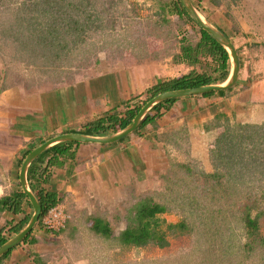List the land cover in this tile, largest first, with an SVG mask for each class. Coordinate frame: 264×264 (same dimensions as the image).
<instances>
[{"label":"crops","instance_id":"1","mask_svg":"<svg viewBox=\"0 0 264 264\" xmlns=\"http://www.w3.org/2000/svg\"><path fill=\"white\" fill-rule=\"evenodd\" d=\"M202 2L206 9L201 12L206 17L209 15L207 19L229 37L235 47L239 61L235 83L228 89H222L226 90L223 95L182 97L176 101L175 108L162 111L163 114L154 122L141 130L138 126L118 140L79 142L74 148L75 157L62 158V166L51 168L49 182L38 184L57 191L62 197L61 204L72 215L67 227L58 234H52L37 223L22 242L10 249L7 257H3L6 253L0 256V264H91L89 259L86 260L81 244L87 236L88 241L105 237L94 231V222L88 221L87 209L90 206L86 199L89 190L98 188L101 194L99 188L121 173L127 162L137 167L142 159L146 163L143 168L149 169L147 157L150 154L164 158L167 152L180 154V150L189 160L205 163L207 168L209 147L219 131L215 124L218 116H225L231 123L264 121V0H220L217 5L211 0ZM167 62L168 59L164 64L150 60L139 68L127 69L125 62L119 61L108 72L79 76L74 81L76 83L61 82L40 90L26 87L2 89L0 198L24 191L21 182L23 162L40 145L58 136L84 134L87 124L107 113L124 116L120 113L134 106L132 99L158 80L177 77L189 70L182 63H178L180 68L173 64L168 68ZM231 72L230 57L229 75ZM152 109L147 114L151 112L154 115ZM123 129L95 136L111 137ZM140 142L143 143L141 147ZM41 154L29 165L27 178L32 163ZM38 164L34 169H38ZM23 209L22 213L8 209L0 211V231L3 230L2 235L9 236L8 240L28 224L29 221L20 231L14 232L25 216L32 213V217L34 213L28 201H24ZM85 229L94 234H85ZM78 238L81 239L80 245L76 243Z\"/></svg>","mask_w":264,"mask_h":264},{"label":"trees","instance_id":"2","mask_svg":"<svg viewBox=\"0 0 264 264\" xmlns=\"http://www.w3.org/2000/svg\"><path fill=\"white\" fill-rule=\"evenodd\" d=\"M192 1L201 11L206 9L204 7L206 4L203 5L202 0ZM219 1L211 0L216 5ZM85 2L87 3V0H80L78 3H74L72 0H34L33 6L27 12L30 7L29 0H23L19 3L20 6L15 8V22L5 24V21H1L0 32L10 39L13 37L14 41L23 49L36 51L35 47L39 46L42 49L43 47L47 49L48 54L56 51L51 55L55 59L52 64H64L63 59L67 52L82 44L86 38L85 33L93 27L94 20L90 18V13L86 12V7H79L80 4L83 6ZM69 6L74 8L66 10L65 7ZM157 13L165 21L168 20L167 15H177L185 23H190L198 29L200 38L197 42L194 44L184 35L180 39V42L183 43L181 51L174 56L176 63H182L191 68L180 76L158 80L143 94L132 99L134 106H129L125 112L120 113L124 116L107 113L91 121L87 124L84 134L105 135L125 128L147 101L162 92L221 83L228 78L229 52L191 17L180 0L161 2ZM207 17L209 18V15ZM95 20L99 22L100 18L97 17ZM97 26L99 27L101 24H97ZM16 27L17 29L14 30ZM22 34L23 38L21 39ZM33 36L35 38L31 40ZM29 37L31 44L26 41ZM225 92L226 90H218L195 96L211 97L223 95ZM144 95L146 98L143 97ZM138 97L143 99L140 100ZM136 98L138 100H135ZM179 99L170 98L155 105L152 109L155 114L152 115L149 112L138 129L141 130L147 124L154 122L157 116L169 111ZM222 117L218 116L215 119L217 127L222 129L209 149L214 171L199 173L204 177L205 183H208L211 191V195L206 198L209 202L207 205H203V209L205 208L206 213L211 215V221L216 218L212 232V226L206 222V229H210L209 233L213 235V238L212 236L204 237V242L207 244L199 251L203 254L201 261L204 264H218L219 261H223V264H231L233 260H236L237 264H243V261L246 262L250 256L255 255L253 256L255 260L250 257L252 261L248 264H264V234L261 232L260 224V219L264 218V123H231L229 119L226 117V119H222ZM79 144V142L71 141L57 144L44 151L29 169V185L42 206V214L38 222L40 226L46 212L51 207L61 204L62 197L57 191L48 190L38 184L43 185L49 182L51 168L62 166L64 164L62 158H74L76 153L74 148ZM36 164H38V169L36 167L34 169ZM181 166L192 172V167L186 164ZM234 195H242L246 201L241 209L237 207ZM28 199L29 196L24 191L3 196L0 198V211L8 209L13 213H22L24 212V201H28L29 207L33 209V205ZM168 210L166 205L153 201L151 198L139 202L137 207L134 206L131 209L130 215L128 214L130 218L134 216L131 222L116 237L119 244L126 247H143L149 251L165 250L171 244V236L178 237L185 234L191 236L195 224L189 222L187 218L177 222H169L161 218V214ZM65 211L69 213L66 209ZM31 214L25 216L20 226L15 227L14 232L20 231L25 226L30 220ZM93 227L96 233L108 239L113 238V230L105 218L95 217ZM63 230L65 229L61 231ZM2 231H0V246L9 239V236L2 235ZM238 233L244 235L245 243L235 244V237ZM234 247L238 248L236 252ZM240 249H242L241 253H239ZM257 250H259L258 253ZM10 252L11 250L6 252L3 257H7ZM246 253L248 255L245 256ZM239 255L248 259L241 261V258L237 257Z\"/></svg>","mask_w":264,"mask_h":264},{"label":"rangeland","instance_id":"3","mask_svg":"<svg viewBox=\"0 0 264 264\" xmlns=\"http://www.w3.org/2000/svg\"><path fill=\"white\" fill-rule=\"evenodd\" d=\"M22 1L0 0V22L14 23L15 8L20 6L19 3ZM33 1L29 0L30 7L27 12L33 6ZM72 1L80 2V0ZM164 1L168 0H87V3H84L85 6L80 4L79 7H86V12L90 13L94 24L85 33L84 42L76 49L69 50L63 59L65 63L61 65L52 64L55 59L51 55L56 51L48 54L47 49L44 47L42 49L39 46L35 47L36 51L23 49L12 36L10 39L0 32V91L4 88L18 87L40 90L61 82L76 83L74 81L79 76L82 78L104 71L108 72V69L114 67L119 61L125 62L124 65L127 69H134L150 60L164 64L168 59V68L172 64L177 65V67L174 66L175 68H180L174 60V56L181 51L183 45L180 39L186 35L195 44L200 34L192 24L185 23L177 15H167L168 20H162L157 11L160 8V3ZM73 8L72 6L65 7L66 10ZM30 13H32L31 10ZM61 14L64 13L61 12ZM97 17L100 18V23L95 20ZM97 24H101V26L98 27ZM16 29L17 27L14 30ZM33 38L35 36L31 40ZM24 39H26L25 36ZM31 40L29 37L26 41L31 44ZM185 68L190 69L191 67L185 65ZM143 97L146 98V95ZM142 99L140 98V100ZM260 123H264V121ZM221 129L219 128L218 134ZM139 145L141 147L143 143L140 142ZM178 153L180 154L175 151L167 152L164 158L150 154L147 157L150 164L149 169L143 168L146 163L142 159L137 163V167L133 166L134 163L127 162L125 169L121 168V173L114 175L112 180L105 181L99 188L101 194L98 193V188L89 190L86 199L90 206L87 209L88 221L93 223L97 216L105 218L110 223L114 235L109 239L96 237L92 241H88L87 236V240L83 244L78 238L76 243L82 245L86 260L89 259L91 264L200 263L203 254L199 251L207 244L204 242V237L212 236L213 238V235L209 233L210 229H206L207 223L212 226V232L216 218L211 221V215L206 213L205 208L203 209V205L205 206L209 202L206 198L211 195V191L210 186L208 187V183H205L204 177L199 173L212 172L214 168L210 160V150L208 152L210 162L207 166L208 169L205 163L189 160L180 150ZM182 164L192 167V172L182 167ZM148 198L168 207L169 210L161 214V218L169 222L187 218L189 222H193L195 228L192 235L171 236V244L165 250L149 251L143 247H126L119 244L116 237L134 217H129L131 209ZM233 198L237 207L241 209L246 202L242 195H234ZM212 222L214 223L212 224ZM260 224L261 232L264 234V218L260 219ZM87 229L83 232L87 233ZM88 233L92 234L93 232L89 231ZM234 242L235 244L245 243L244 235L238 233ZM237 250L238 248L234 247V251ZM246 255L248 254L246 253ZM245 256L237 257L242 261L248 259ZM253 256L250 257L255 260ZM250 257L246 262L243 261V264L251 262ZM223 263V261L218 262V264ZM201 264H204L203 261ZM231 264H237V261L233 260Z\"/></svg>","mask_w":264,"mask_h":264},{"label":"water","instance_id":"4","mask_svg":"<svg viewBox=\"0 0 264 264\" xmlns=\"http://www.w3.org/2000/svg\"><path fill=\"white\" fill-rule=\"evenodd\" d=\"M188 13L191 17L198 23L200 26L203 27L208 33H210L219 43H221L229 52V55L232 59V72L229 75L228 79L224 81L222 84H207L200 87L195 88H185V89H178V90H170L165 91L157 96L151 98L147 101L143 107L139 110L136 116L133 118L132 122L124 128L119 133L111 136V137H100L95 135H87V134H69L58 136L52 138L45 142L44 144L40 145L34 151H32L24 160L22 168H21V182L23 185L24 192L29 196L30 202L33 205L34 213L29 220L28 224L13 238L6 241L2 246H0V256L6 252H8L13 246L22 242L26 236L32 231L34 226L39 222L40 216L42 214V206L37 199L36 195L32 191L30 185L28 184L27 178V170L31 162L42 152L46 149L50 148L51 146L58 144L63 141H78V142H109L115 141L119 138L130 134L133 132L141 123L144 116L147 112L153 108L158 103L170 99V98H181L186 96L192 95H199L206 92L211 91H218L222 89L230 88L238 77L239 72V61L237 58V54L235 51V47L229 37H227L223 32H221L217 27H215L207 17L201 12V10L193 3L192 0H180ZM231 78V79H230ZM230 80V81H229ZM229 81V82H228Z\"/></svg>","mask_w":264,"mask_h":264},{"label":"built area","instance_id":"5","mask_svg":"<svg viewBox=\"0 0 264 264\" xmlns=\"http://www.w3.org/2000/svg\"><path fill=\"white\" fill-rule=\"evenodd\" d=\"M70 214L65 211L61 204L51 207L43 217L41 228L56 233L64 229L70 219Z\"/></svg>","mask_w":264,"mask_h":264},{"label":"clouds","instance_id":"6","mask_svg":"<svg viewBox=\"0 0 264 264\" xmlns=\"http://www.w3.org/2000/svg\"><path fill=\"white\" fill-rule=\"evenodd\" d=\"M192 96H195V95H192ZM188 97H191V96H188ZM181 98H182V97H181ZM34 194H35V193H34ZM35 195H36V194H35ZM36 197H37V196H36ZM37 199H38V198H37ZM61 205H62V204H61ZM64 208H65V207H64ZM70 216H71V215H70ZM71 218H72V216L70 217V219H71ZM70 219H69V220H70ZM65 228H66V227H65ZM65 228H64V229H65ZM47 232H48V231H47ZM59 232H61V230H60ZM50 233H51V232H50ZM57 233H58V232H56V233H52V234H57Z\"/></svg>","mask_w":264,"mask_h":264},{"label":"bare ground","instance_id":"7","mask_svg":"<svg viewBox=\"0 0 264 264\" xmlns=\"http://www.w3.org/2000/svg\"><path fill=\"white\" fill-rule=\"evenodd\" d=\"M230 79H231V78H230ZM229 81H230V80H229ZM229 81H228V82H229ZM224 84H225V83H224Z\"/></svg>","mask_w":264,"mask_h":264}]
</instances>
